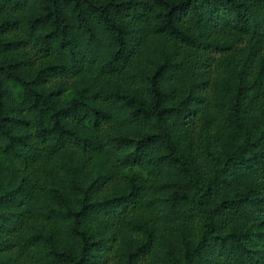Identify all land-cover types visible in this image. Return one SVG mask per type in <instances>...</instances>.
Instances as JSON below:
<instances>
[{"label": "trees", "instance_id": "obj_1", "mask_svg": "<svg viewBox=\"0 0 264 264\" xmlns=\"http://www.w3.org/2000/svg\"><path fill=\"white\" fill-rule=\"evenodd\" d=\"M0 264H264V0H0Z\"/></svg>", "mask_w": 264, "mask_h": 264}]
</instances>
